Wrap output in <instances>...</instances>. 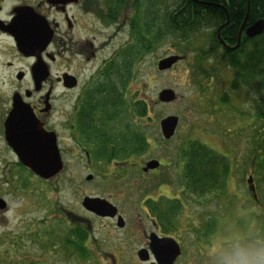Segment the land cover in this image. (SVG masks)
Segmentation results:
<instances>
[{
    "label": "flooded vegetation",
    "instance_id": "af4514ba",
    "mask_svg": "<svg viewBox=\"0 0 264 264\" xmlns=\"http://www.w3.org/2000/svg\"><path fill=\"white\" fill-rule=\"evenodd\" d=\"M187 1L180 2L183 10ZM141 8L151 21V0H0V159H11L9 173L31 171L10 145L11 139L27 132L23 126L29 121L53 133L58 145L61 133H67L91 161L83 143L84 121L76 114L85 91L99 80L105 82L109 59L134 41ZM225 20L217 22L212 41L229 62L236 50L229 47L238 38L239 47L260 35L245 33L255 20L248 22L246 17L236 26L226 13ZM108 47L113 48L107 56ZM91 66L92 72L84 75ZM67 75L75 79L74 87L65 85ZM77 89L71 110L61 120V93ZM220 154L225 163L214 169L212 181L191 183L183 175L182 182L156 185L153 192L136 180L123 184L116 180L128 175L143 180L160 166L141 171L137 154L109 161L114 165L108 172L111 185L137 189L138 197L120 204L110 195L99 196L114 207V214H97L81 199L79 213L63 211V221L54 225L57 244L52 248L76 256L73 264H264V168L256 161L245 182L236 184L231 178L239 161L235 164L231 153ZM6 208L1 200L0 211ZM63 228L66 233L59 242ZM14 240L18 245V238ZM17 248L6 249L2 264L31 263L26 252L16 254Z\"/></svg>",
    "mask_w": 264,
    "mask_h": 264
},
{
    "label": "rangeland",
    "instance_id": "374dc122",
    "mask_svg": "<svg viewBox=\"0 0 264 264\" xmlns=\"http://www.w3.org/2000/svg\"><path fill=\"white\" fill-rule=\"evenodd\" d=\"M164 1L169 6L172 4L171 0H161L162 3ZM211 32L210 27L199 29L185 41L177 35L167 36L140 62L134 81L129 86L150 105L147 117L142 120L148 132L150 156L137 161L141 167L147 159L157 158L161 166L143 180L140 175H128L120 181L116 180V183L136 180L144 185V189L153 192L156 185L182 182L185 163L182 152L193 141L219 153H231L230 158H234L235 164L236 160L239 161L231 181L236 184L245 182L252 166L250 150L254 126L263 123L258 110L261 106L264 108V81L254 79L248 86L232 85L233 70L228 67L222 50L211 47L214 44L210 42ZM112 48L108 47L107 56ZM174 53L184 54L185 57L173 67L158 71L157 61ZM92 69V66L86 68L84 75ZM163 88H172L177 98L169 103L157 102V94ZM65 94L61 93L59 101L61 120H65L71 110L78 89ZM170 114L178 115L179 123L174 136L164 141L158 124L161 118ZM263 116L264 113L261 118ZM72 139L67 133H61L59 146L64 167L47 181L41 182L31 172H19V169L13 170V173L16 171L13 175L8 171L11 159H0V197L7 205L6 210L0 211L1 260L7 257L4 254L6 249L14 252L13 248L18 246L16 254L26 252L24 257L27 262L31 261L30 264H73L76 256L56 252L57 247L52 248L56 242L53 227L63 221V211L79 213L84 195H110L120 204L127 203L126 198L138 197L137 189L127 190L111 185V181L107 180L108 172L114 169V165L104 160L91 159L87 162L80 145L77 146ZM211 154L217 155L215 162L223 166L225 159L217 153ZM138 171L137 174H140ZM89 173L94 175L91 181L85 180ZM65 233L66 228L58 233L59 242ZM17 238L18 245L14 240Z\"/></svg>",
    "mask_w": 264,
    "mask_h": 264
},
{
    "label": "trees",
    "instance_id": "16d2710c",
    "mask_svg": "<svg viewBox=\"0 0 264 264\" xmlns=\"http://www.w3.org/2000/svg\"><path fill=\"white\" fill-rule=\"evenodd\" d=\"M181 1L176 0L172 8L173 4L169 6L166 1L162 3L161 0H151V21L147 10L141 8L139 25L134 28V41L122 46L109 59L105 68V82L99 80L85 91L76 119L84 121L80 123L83 125V142L91 159L122 161L133 154L142 156L149 152L148 132L142 120L147 117L150 105L129 85L134 81L145 55L152 52L167 36L177 35L185 41L199 29L212 28L218 21H224L223 8L214 3H223L236 26L244 18L248 2L246 21L264 18V0H199L197 3L188 0L184 10L180 7ZM212 32L211 41L215 39V31ZM215 46L212 44L211 47ZM211 47L209 49L212 50ZM228 66L233 70L234 86H248L254 79L264 81V32L256 41L245 46L241 44L234 51ZM258 112L263 123L254 126L250 152L253 159L260 157L258 166L264 168V116L261 118L264 108L261 106ZM211 153L213 151L209 147L197 141L190 142L188 149L183 150L181 157L185 156L183 169L187 182L212 181L213 171L220 166L215 162L218 156Z\"/></svg>",
    "mask_w": 264,
    "mask_h": 264
},
{
    "label": "water",
    "instance_id": "95a60500",
    "mask_svg": "<svg viewBox=\"0 0 264 264\" xmlns=\"http://www.w3.org/2000/svg\"><path fill=\"white\" fill-rule=\"evenodd\" d=\"M228 22L227 20L218 28L219 30ZM245 23V19L242 25ZM264 29V18H260L253 22L246 30V35L255 36L260 34ZM239 42V40H238ZM235 44L234 48L238 45ZM27 45V44H26ZM226 45V44H224ZM183 56L179 54H171L158 60L157 69L160 71L170 68L177 61L182 60ZM65 85L67 87H73L76 85L75 79L70 75L65 78ZM177 95L171 88H163L158 92L157 99L159 102H172L176 99ZM178 123L177 115H167L160 119L159 126L162 137L165 140L170 139L175 133V129ZM11 127L13 124L11 123ZM23 128L27 129V132L22 136H18L16 139H11L10 145L14 148L19 156L23 165L31 169L36 175L47 179L55 175L63 167L60 152L58 150L56 139L53 133L46 132L40 128L39 125L33 121H29ZM159 166L157 159H151L147 161L143 167V171L148 169H154ZM92 176L87 175L86 179H90ZM1 201V199H0ZM83 206L97 214H114L111 211L113 209L105 199L99 197L85 196L82 200ZM3 205V204H2ZM114 211V210H113Z\"/></svg>",
    "mask_w": 264,
    "mask_h": 264
}]
</instances>
